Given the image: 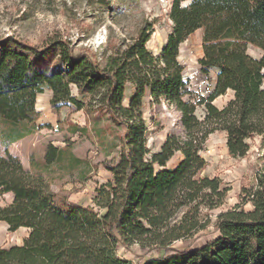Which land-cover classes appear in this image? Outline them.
Returning <instances> with one entry per match:
<instances>
[{
	"label": "trees",
	"instance_id": "obj_1",
	"mask_svg": "<svg viewBox=\"0 0 264 264\" xmlns=\"http://www.w3.org/2000/svg\"><path fill=\"white\" fill-rule=\"evenodd\" d=\"M168 19L172 29L157 55L147 49L150 32L143 28L103 64L75 54L61 40L41 48L9 36L0 40V196L13 195L11 204L0 207V222L9 232L29 230L21 245L0 247V264H131L116 252L133 246L142 264H264V162L254 183L241 189L239 202L211 225L203 212L220 208L229 188L218 177L202 175L207 162L200 156L215 132L225 134L231 158H245L254 138L264 148V0H172ZM198 30L201 72L215 71L216 80L207 97L194 98L178 58L181 45ZM249 45L263 53L259 59L249 56ZM128 84L134 93L124 106ZM45 90L54 113L73 105L122 129L118 159L103 165L109 179L95 189L92 206L50 190V167H81V182L90 172L68 146L48 145L41 164L28 170L9 152L35 129L36 100ZM228 91L233 97L218 109L214 100ZM147 95L152 103L172 106L182 127L155 153L147 147L142 112ZM199 106L201 119L195 114ZM97 137L102 144L100 131ZM176 153L182 159L166 168ZM176 243L183 247L174 248Z\"/></svg>",
	"mask_w": 264,
	"mask_h": 264
},
{
	"label": "rangeland",
	"instance_id": "obj_2",
	"mask_svg": "<svg viewBox=\"0 0 264 264\" xmlns=\"http://www.w3.org/2000/svg\"><path fill=\"white\" fill-rule=\"evenodd\" d=\"M172 0H0V40L13 37L36 47H44L51 41L67 42L75 54L84 52L100 64L103 59L113 54L123 43H131L143 28H148L150 39L146 47L157 55L167 42L172 23L168 12ZM256 50H247L253 54ZM200 33L195 32L182 44L179 50V62L183 66V78L194 98L207 97L215 85V71L201 72L198 61L202 58ZM134 93L131 85H126L123 105L127 106ZM71 94L81 101L75 87ZM51 93L45 90L37 97L35 109L38 117L35 129L25 138L12 144L9 152L17 156L25 169L32 164H41L46 147L68 146L71 153L85 160L90 167L85 182L79 181V170L59 171L50 167L54 181L50 190L67 201L80 206H92L95 189L108 181L109 173L104 164H114L120 150L119 140L122 129L117 128L102 117L95 121L88 117L87 110L77 109L73 105L63 107L58 114L50 107ZM230 93L214 100L213 104L221 109L229 100ZM143 119L148 128L147 147L153 153L158 152L169 135H181L180 114L168 104L152 103L145 96L142 108ZM196 116L202 118L204 108L197 107ZM71 126L84 129L85 133L72 132ZM100 131L101 144L97 137ZM250 149L245 158H231L226 148L223 132L211 134L200 156L207 162L202 175L218 177L229 188L225 203L218 209L204 211L213 224L216 216L240 200L243 187L249 188L254 183L255 174L259 173L264 162V148L259 138L248 141ZM182 156L176 153L167 163L166 168L173 169ZM158 170V168H156ZM8 195L0 196V207L8 206ZM250 205L245 210H250ZM211 229V227L209 228ZM22 244L20 240L8 235L0 240V247L8 248ZM198 243L194 244V246ZM19 246V245H18ZM182 243L174 248L181 249ZM116 255L129 260L131 264H142L137 246L130 250L118 248ZM154 257L151 255L147 258Z\"/></svg>",
	"mask_w": 264,
	"mask_h": 264
},
{
	"label": "crops",
	"instance_id": "obj_3",
	"mask_svg": "<svg viewBox=\"0 0 264 264\" xmlns=\"http://www.w3.org/2000/svg\"><path fill=\"white\" fill-rule=\"evenodd\" d=\"M196 32L200 33V39H201V44H202V31L198 30ZM247 50H256L257 51V52L253 51V54L255 55V57L252 54H249V56H251L254 59H259L262 56V54H263L259 49L255 48V47H253L251 45L248 46ZM228 92L230 93V98H232L233 97V93L231 91H228ZM5 195L9 196V198L11 200L10 203H12L13 195L10 194V193L5 194ZM28 234H29V230L26 229V228H19L15 232H9L7 224H5L4 222H0V240H3V238L5 236L10 235V236L13 237V239L20 240V242L22 243L23 240L28 237ZM16 245H20V244H16Z\"/></svg>",
	"mask_w": 264,
	"mask_h": 264
}]
</instances>
